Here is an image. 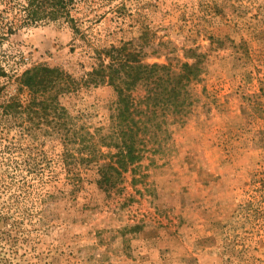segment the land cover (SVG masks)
I'll list each match as a JSON object with an SVG mask.
<instances>
[{
    "label": "rangeland",
    "instance_id": "obj_1",
    "mask_svg": "<svg viewBox=\"0 0 264 264\" xmlns=\"http://www.w3.org/2000/svg\"><path fill=\"white\" fill-rule=\"evenodd\" d=\"M27 1L0 0V264H264V0H77L80 32L25 18ZM124 43L196 76L107 188L117 93L84 79L95 48ZM36 65L79 86L46 111L13 83Z\"/></svg>",
    "mask_w": 264,
    "mask_h": 264
},
{
    "label": "trees",
    "instance_id": "obj_2",
    "mask_svg": "<svg viewBox=\"0 0 264 264\" xmlns=\"http://www.w3.org/2000/svg\"><path fill=\"white\" fill-rule=\"evenodd\" d=\"M76 1L28 0L27 4L23 5L24 16L33 20L41 17L40 15L52 18L66 16L69 17L73 29L80 32L84 19L72 17L71 14V8ZM93 52L96 62L86 73L84 83L108 84L113 86L117 93L114 118L117 130L115 134L119 139L118 154H121V157L118 158L117 166L100 165L102 177L98 181L100 186L111 188L116 175H120L121 171H126L130 165L141 159V151L146 145V134L151 129H160L167 113L183 111L186 103L184 81L190 80L191 75L194 73L196 76V73L192 66L187 64H184L183 72L177 74L164 64H146L127 43L98 46ZM2 75H5V71L0 65V76ZM140 82H144L149 89L142 99L136 100L132 93ZM13 83L17 91L28 90L32 100L42 95V106L46 111L57 107L59 94L79 86V80L64 72L62 68L46 65H36L26 70L15 78ZM18 102L17 95L9 98L2 105L3 114H8ZM32 103L33 101H30L28 106Z\"/></svg>",
    "mask_w": 264,
    "mask_h": 264
}]
</instances>
